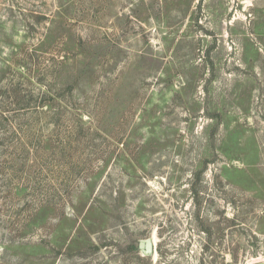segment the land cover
Here are the masks:
<instances>
[{
  "label": "rangeland",
  "instance_id": "1",
  "mask_svg": "<svg viewBox=\"0 0 264 264\" xmlns=\"http://www.w3.org/2000/svg\"><path fill=\"white\" fill-rule=\"evenodd\" d=\"M260 263L264 0H0V264Z\"/></svg>",
  "mask_w": 264,
  "mask_h": 264
},
{
  "label": "water",
  "instance_id": "2",
  "mask_svg": "<svg viewBox=\"0 0 264 264\" xmlns=\"http://www.w3.org/2000/svg\"><path fill=\"white\" fill-rule=\"evenodd\" d=\"M154 245L152 238H145L139 242L138 246L144 255H151L154 252Z\"/></svg>",
  "mask_w": 264,
  "mask_h": 264
},
{
  "label": "bare ground",
  "instance_id": "3",
  "mask_svg": "<svg viewBox=\"0 0 264 264\" xmlns=\"http://www.w3.org/2000/svg\"><path fill=\"white\" fill-rule=\"evenodd\" d=\"M153 240H155V237L153 238Z\"/></svg>",
  "mask_w": 264,
  "mask_h": 264
}]
</instances>
